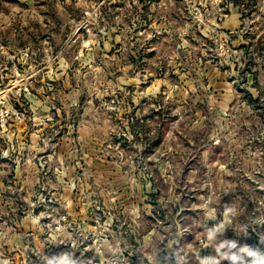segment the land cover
Listing matches in <instances>:
<instances>
[{
	"label": "rangeland",
	"instance_id": "374dc122",
	"mask_svg": "<svg viewBox=\"0 0 264 264\" xmlns=\"http://www.w3.org/2000/svg\"><path fill=\"white\" fill-rule=\"evenodd\" d=\"M219 224L264 236V0H0V264H228Z\"/></svg>",
	"mask_w": 264,
	"mask_h": 264
},
{
	"label": "clouds",
	"instance_id": "9594fccd",
	"mask_svg": "<svg viewBox=\"0 0 264 264\" xmlns=\"http://www.w3.org/2000/svg\"><path fill=\"white\" fill-rule=\"evenodd\" d=\"M232 213V208H226V216ZM209 218L214 219V214L209 213ZM224 233V224H219L207 231V239L215 244L216 252L228 264H264V236L259 237L256 244L250 245L241 241V237L247 238L246 227L240 229V234L237 237L218 240V237L223 236ZM48 264H75V262L65 254L61 258L50 259ZM201 264H219V261L214 258H206L201 261Z\"/></svg>",
	"mask_w": 264,
	"mask_h": 264
}]
</instances>
